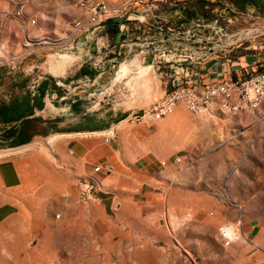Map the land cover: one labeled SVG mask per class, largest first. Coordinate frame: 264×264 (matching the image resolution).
Here are the masks:
<instances>
[{
  "label": "crops",
  "instance_id": "1",
  "mask_svg": "<svg viewBox=\"0 0 264 264\" xmlns=\"http://www.w3.org/2000/svg\"><path fill=\"white\" fill-rule=\"evenodd\" d=\"M23 1L24 12L19 16L17 5L0 0L3 67H11L33 53L21 52L27 47V32L43 37L48 26L61 25V18L75 2L66 0L69 8L59 9L57 16L50 17L45 8L49 0ZM89 8L81 5L78 14L80 11V16H86ZM88 26L84 23V31L93 28ZM105 27L107 22L101 30L93 28L89 37L103 33ZM74 66V59L50 57L41 68L42 76L61 84ZM251 66L264 71V54L231 56L219 51L211 56L194 84L201 88L223 79L239 80L248 75ZM107 72L103 70L99 76ZM171 84L169 79V88ZM218 111L215 101L207 114L195 118L181 103L161 121L148 119L132 125L122 120L105 132L85 138L63 137L53 146L43 145L35 136L27 144L6 150L9 155L0 157V231L10 226L11 235L32 233L39 211L48 220L47 210L58 203L68 204L73 216L97 221L100 217L118 218L116 209L137 206L142 200L153 204L157 212H168L166 219L159 217L160 226L169 223L174 229L190 226L194 217L211 210L209 205L216 206L205 222L258 219L261 213L234 215L223 205H238L239 212L248 205H264V117L258 113L221 115ZM177 158H181L180 163ZM95 166L105 169L98 175L101 191L95 199L84 202L81 182L93 175ZM94 211H100L101 216Z\"/></svg>",
  "mask_w": 264,
  "mask_h": 264
},
{
  "label": "rangeland",
  "instance_id": "2",
  "mask_svg": "<svg viewBox=\"0 0 264 264\" xmlns=\"http://www.w3.org/2000/svg\"><path fill=\"white\" fill-rule=\"evenodd\" d=\"M65 1L49 0L45 6L49 16L69 8ZM74 1L59 27L48 26L43 37L27 32V47H22L21 52L33 51L31 55L11 67L0 66V106H9L15 99L35 92L48 58L65 56L75 60L65 82H57L62 93L46 98V107L35 114L38 120L33 130L45 146H53L63 137L85 138L115 128L122 120L127 121L128 115L151 109L169 90V77L157 73L151 58L143 60L137 53H128L129 45L140 44L148 26L129 22L122 29L116 22L108 21L103 33L89 37L94 27L87 32L75 27L77 22L89 27V12L80 16L77 8L105 0ZM223 1L244 18L248 14L264 16V4L258 0ZM196 15L193 12L189 16ZM36 26L37 23L30 28ZM251 27L250 22L233 19L230 31L235 34V43L223 48L222 53L263 54L264 37L243 38L241 31ZM76 37L79 38L74 40ZM41 42L45 44L40 45ZM2 54L0 50V62L4 59ZM103 70H108L107 74L99 76ZM51 71L58 74L54 68ZM4 129L0 124V140ZM14 148L17 147L0 146V157L8 156L10 152L6 150ZM139 203L116 209L118 218L100 217L97 221L73 216L68 204L51 205L48 220L39 211L32 233L11 235L10 226L0 231V264H264V205H248L247 209L242 206L239 212L238 205L225 204L234 215L261 216L236 221L221 218L217 224L205 222L213 216L212 208L216 206L209 205L211 210L194 217L190 226L174 229L169 223L160 226L159 217L166 219L168 212H157L153 204L142 200ZM97 212L101 216L100 211H94Z\"/></svg>",
  "mask_w": 264,
  "mask_h": 264
},
{
  "label": "built area",
  "instance_id": "3",
  "mask_svg": "<svg viewBox=\"0 0 264 264\" xmlns=\"http://www.w3.org/2000/svg\"><path fill=\"white\" fill-rule=\"evenodd\" d=\"M11 1L18 7L17 14L22 15L24 1ZM258 1L264 4V0ZM193 12L197 15L190 17ZM244 17L223 0H109L91 5L89 24L96 30H101L108 21L118 23L122 29L129 22L148 26L140 44L129 45L128 53H137L143 60L151 58L157 73L168 76L172 82L165 97L151 109L128 115L129 123L161 121L181 103L193 117H201L215 101L220 112L227 115L254 110L264 117V71L251 66L248 75L239 80L223 79L201 88L194 84L211 56L235 43L232 41L235 34L230 31L233 19L252 23L250 29L241 31L244 39L264 37V16L248 14V21ZM176 161L180 163L181 158ZM104 170L95 166L93 175L81 182L80 195L84 202L95 199L101 191L98 175Z\"/></svg>",
  "mask_w": 264,
  "mask_h": 264
},
{
  "label": "trees",
  "instance_id": "4",
  "mask_svg": "<svg viewBox=\"0 0 264 264\" xmlns=\"http://www.w3.org/2000/svg\"><path fill=\"white\" fill-rule=\"evenodd\" d=\"M54 93L62 92L55 79L46 76L39 81L34 93L15 99L9 106H0V124L5 127L0 146L18 147L31 142L38 135L33 130L38 120L35 114L45 108V98Z\"/></svg>",
  "mask_w": 264,
  "mask_h": 264
},
{
  "label": "bare ground",
  "instance_id": "5",
  "mask_svg": "<svg viewBox=\"0 0 264 264\" xmlns=\"http://www.w3.org/2000/svg\"><path fill=\"white\" fill-rule=\"evenodd\" d=\"M75 27L79 30V29L84 27V24L82 22H77ZM243 113H257V112L254 110H247V111H242V114ZM127 121L129 122V118H127ZM227 234H228V232H227Z\"/></svg>",
  "mask_w": 264,
  "mask_h": 264
}]
</instances>
